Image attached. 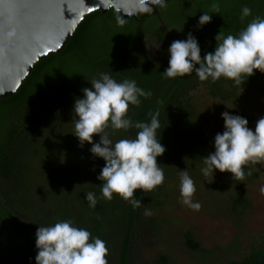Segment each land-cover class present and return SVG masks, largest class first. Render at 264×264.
Returning <instances> with one entry per match:
<instances>
[{
    "label": "trees",
    "instance_id": "16d2710c",
    "mask_svg": "<svg viewBox=\"0 0 264 264\" xmlns=\"http://www.w3.org/2000/svg\"><path fill=\"white\" fill-rule=\"evenodd\" d=\"M244 6L251 9V14L242 21ZM202 13L211 15L212 19L198 28ZM117 17L123 20L122 24L117 23ZM256 17L264 18V0H171L164 8L154 9L151 14L139 13L137 19L129 20L114 10L107 14L95 12L81 23L61 53L39 62L14 96L0 100V264H35V232L39 224L20 205L16 194L23 160L44 133L73 119L74 99L82 97V88L91 87L87 79L106 72L118 82L135 80L138 87L151 92L148 98H140L138 107L130 105L127 115L133 121L147 122L150 113L159 112L161 127L157 134L166 150L157 157V163L162 165L163 172L169 171L178 164L185 150L186 155L197 158L194 164L195 168L199 167L203 164L200 157L214 148L208 141L199 140L190 93L202 85L210 86L215 95L222 97L227 88L264 89V73L257 70L248 79L245 77L247 81L242 87L223 77L215 83L200 81L194 73L167 79L161 73L168 67V46L173 40L185 39L191 32L199 41L203 57L204 53L214 50V37L220 31L225 36H235ZM156 40L162 43L160 52L154 54L147 42L151 47ZM36 128H42L43 133L32 138L30 133ZM107 128L112 138L118 140L135 138L138 131ZM182 142H192L189 150L184 149L187 145ZM248 175L249 171L244 170L241 178ZM159 192L158 185L146 195L154 200ZM146 195L141 189L134 190V197L141 203ZM247 207L246 197L239 193L233 209L243 212ZM110 212V221L95 219L99 224L90 234L99 238L105 229L121 234L119 264H130L137 225L143 218L142 206L133 209L124 199L113 197ZM184 240L188 249L201 250L190 230L184 231ZM167 262L163 256L161 264ZM231 264H264V246Z\"/></svg>",
    "mask_w": 264,
    "mask_h": 264
},
{
    "label": "rangeland",
    "instance_id": "374dc122",
    "mask_svg": "<svg viewBox=\"0 0 264 264\" xmlns=\"http://www.w3.org/2000/svg\"><path fill=\"white\" fill-rule=\"evenodd\" d=\"M152 52L157 54L160 48H152ZM189 99L195 109L199 140L211 146L215 134L223 131L222 112L247 118L253 129L257 119L264 116L261 87L227 88L222 97L215 95L210 86L202 85L190 93ZM71 121L42 137V128L30 133L32 138H40L23 160L16 194L20 205L40 226L70 218L75 226L91 232L99 224L95 219L110 221L112 199L101 197V182L96 179L105 162L90 153L87 142L83 147L79 145ZM108 129L104 131L115 143L118 138L113 139ZM98 140L99 135L94 134L93 141ZM182 143L188 149L192 142ZM184 152L178 164L164 172L157 198L153 200L149 194L142 198L143 218L137 225L130 264H161L163 256L168 261L165 264H231L264 246V193L260 191L264 187V161L249 163L243 168L249 171L248 177L233 180L231 173L219 170L204 176L200 171L203 164L195 168L197 158ZM180 170H188L194 181L192 200L200 204L199 210L179 202ZM89 191L97 196L95 208L85 200ZM239 193L248 201L243 212L233 209ZM145 211L150 214L144 215ZM185 230L193 233L201 250L194 252L186 247ZM99 238L108 248V264H119L122 235L105 229Z\"/></svg>",
    "mask_w": 264,
    "mask_h": 264
},
{
    "label": "clouds",
    "instance_id": "9594fccd",
    "mask_svg": "<svg viewBox=\"0 0 264 264\" xmlns=\"http://www.w3.org/2000/svg\"><path fill=\"white\" fill-rule=\"evenodd\" d=\"M135 3L138 13L151 14L154 9L166 7L167 0H135ZM250 14L251 9L244 6L240 19L243 21ZM211 19V15L202 13L197 27L202 28ZM116 20L118 24L123 23L119 17ZM214 39V50L204 53L203 57L199 41L191 32L185 39L173 40L167 49L168 67L161 74L171 79L194 73L200 81L212 83L223 77L242 87L255 71L264 73V18L256 17L235 36H225L220 31ZM161 43L156 40L149 47L147 42V47L159 50ZM87 81L91 87L82 88V97L74 99L72 134L81 147L87 142L91 145L90 153L105 162L96 177L101 182L98 185L101 197L111 200L116 194L136 209L141 200L134 197V190L141 189L146 195L164 180L163 168L157 163V157L166 150L157 134L161 127L159 112L150 113L147 122L133 121L127 115L130 105L138 107L141 97L151 96V92L138 87L135 80L118 82L111 74L100 72ZM220 116L224 122L223 131L213 138L214 151L200 157L203 163L200 171L204 176L216 170L229 172L233 180L238 179L244 175L246 165L264 161V116L257 119L254 129L241 115L224 111ZM107 127L138 131L135 138L113 143L104 131ZM94 134L99 135L98 142L93 141ZM195 190L188 170H180L179 202L199 210L200 204L192 200ZM260 191L264 193V187ZM85 200L90 208H95L97 196L94 192H86ZM149 214L148 211L144 213ZM35 247V264H108L105 242L92 237L87 229L76 227L70 219L39 225L35 232Z\"/></svg>",
    "mask_w": 264,
    "mask_h": 264
},
{
    "label": "water",
    "instance_id": "95a60500",
    "mask_svg": "<svg viewBox=\"0 0 264 264\" xmlns=\"http://www.w3.org/2000/svg\"><path fill=\"white\" fill-rule=\"evenodd\" d=\"M112 10L126 20L139 14L135 0H0V100L14 96L39 62L61 53L89 15Z\"/></svg>",
    "mask_w": 264,
    "mask_h": 264
}]
</instances>
